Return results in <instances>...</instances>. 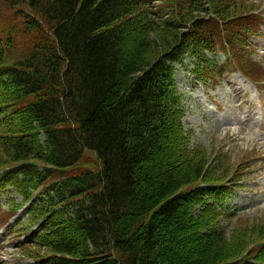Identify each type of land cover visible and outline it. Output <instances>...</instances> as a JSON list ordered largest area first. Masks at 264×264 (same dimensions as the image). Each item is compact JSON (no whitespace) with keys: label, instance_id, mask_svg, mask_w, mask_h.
Returning a JSON list of instances; mask_svg holds the SVG:
<instances>
[{"label":"trees","instance_id":"16d2710c","mask_svg":"<svg viewBox=\"0 0 264 264\" xmlns=\"http://www.w3.org/2000/svg\"><path fill=\"white\" fill-rule=\"evenodd\" d=\"M231 1L0 0V189L30 202L34 264H264V229L227 239L239 179L189 148L175 84L189 66L207 85L260 75Z\"/></svg>","mask_w":264,"mask_h":264},{"label":"rangeland","instance_id":"374dc122","mask_svg":"<svg viewBox=\"0 0 264 264\" xmlns=\"http://www.w3.org/2000/svg\"><path fill=\"white\" fill-rule=\"evenodd\" d=\"M216 1L213 0V3ZM231 4L235 12L239 10V5L248 7L249 12L246 14L251 16L249 20L253 23L254 35L249 39V49L245 51L251 69L261 70L260 75L256 76L258 89L237 72V66L230 69L235 70V73H225L223 81L214 89L194 83L189 71L179 68L176 85L183 96L182 123L184 130L190 135L189 148L196 146L206 152L210 161L208 166L215 175L225 168L229 171L226 177L231 178L233 175L234 180L239 179L236 180L239 182L232 183L236 187L227 201L229 209L236 212V218L227 225V239L230 243L240 245L238 237L232 235L235 227L243 226L246 227L245 230L252 227L260 232L263 230L259 227L264 229V20L258 27L254 24L255 13L259 12L264 16V0H233ZM227 13L232 14L233 9ZM9 23H14V16L9 11L0 10V30H5L6 33L11 26ZM14 43L16 49L20 50L22 40ZM245 72L249 73V70ZM170 134L173 135L171 132ZM171 143V140L165 143L168 150L172 147ZM217 158L223 160L218 163L221 169L212 161ZM167 161L168 157L165 155L153 164L155 175L164 168ZM157 164L161 167H157ZM5 201L6 196L0 195V264H27L29 261L26 259L34 258L28 255L32 251L45 256L46 252L37 251L36 247L29 246L23 250L16 247L19 237L9 235L5 226L21 219L24 212L12 218V213L7 212V208L2 205ZM251 243L253 241L250 239L246 247ZM183 247L185 250V246ZM192 256L193 253L188 252L187 259H192Z\"/></svg>","mask_w":264,"mask_h":264}]
</instances>
